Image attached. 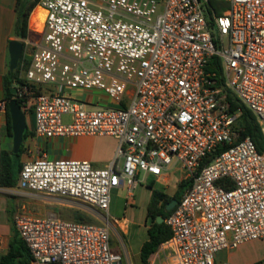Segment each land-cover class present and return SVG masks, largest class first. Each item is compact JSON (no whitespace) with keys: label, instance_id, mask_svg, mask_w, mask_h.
Instances as JSON below:
<instances>
[{"label":"built area","instance_id":"1","mask_svg":"<svg viewBox=\"0 0 264 264\" xmlns=\"http://www.w3.org/2000/svg\"><path fill=\"white\" fill-rule=\"evenodd\" d=\"M216 1H40L43 26L29 28L40 43L23 40L25 58L34 51L15 99L33 114L37 137L110 136L118 148L103 168L46 156L23 163L12 192L77 201L101 219L19 209L30 264H124L113 246L122 226L109 213L112 191L124 190L130 205L142 172L164 179L175 166L191 186L164 219L172 236L146 264H231L217 253L264 238V153L240 137L241 110H231L233 98L264 135V0ZM74 91H100L115 105Z\"/></svg>","mask_w":264,"mask_h":264},{"label":"crops","instance_id":"2","mask_svg":"<svg viewBox=\"0 0 264 264\" xmlns=\"http://www.w3.org/2000/svg\"><path fill=\"white\" fill-rule=\"evenodd\" d=\"M17 0H0V159L3 151L13 149V138L7 133V107L8 103L4 98L3 80L9 72V42L14 39H20L15 35V25L17 19L16 12ZM73 95L89 102H99L103 105H115L107 96V101L102 99L103 93L100 91H74ZM86 101V100H85ZM2 107V108H1ZM27 115V114H26ZM31 124L27 122L29 130L33 133L25 142L27 148L23 155V161H27L35 156H46L50 159H76L91 162L94 166L103 168L112 163L116 158L118 141L110 136H80V137H54L45 139L37 137L34 132V117L30 113ZM27 153L31 155L27 156ZM123 159H119L121 164ZM152 177L155 182L162 184L168 181L167 175L164 179ZM15 188L0 187V259L7 254L14 244L15 238L19 237L18 230L14 224V216L19 209L24 212L40 218H60L53 206H46L47 202L38 196H32L25 193L16 194L12 192ZM113 191H121L115 189ZM125 200V195L123 197ZM125 204V203H124ZM111 210V209H110ZM109 210V213H110ZM117 218V217H114ZM61 219V218H60ZM68 221H76L69 217ZM123 232L127 234L129 229V220L125 217L117 218ZM128 228V229H127ZM116 250V249H115Z\"/></svg>","mask_w":264,"mask_h":264},{"label":"trees","instance_id":"3","mask_svg":"<svg viewBox=\"0 0 264 264\" xmlns=\"http://www.w3.org/2000/svg\"><path fill=\"white\" fill-rule=\"evenodd\" d=\"M41 0H17L16 12L17 19L15 25V35L21 39H27L35 32L29 29V19L34 9L39 5ZM211 4L218 8L219 3L216 0H210ZM221 12V10H218ZM25 62L26 66L29 65V60L25 58V45L19 61L18 68L14 72H8L4 76L3 88L4 98L9 103L15 99V94L12 93L14 89V83L16 81L21 82L20 71L22 64ZM213 64L220 68L218 58H214ZM42 91L41 88L39 92ZM241 110L240 116L237 119V129L240 133L241 138L250 137L256 144L258 150L264 153V135L261 127L258 124L254 114L246 107L241 106L236 100L231 98V110L237 112ZM28 114V113H26ZM7 133L10 138H13L12 121L9 109L7 107ZM33 137V133L27 127L24 133V141L21 145L20 151L16 154L12 150L3 151L0 159V187L5 188H16L18 185L19 175L23 166V155L26 153L27 148L25 142L28 138ZM191 186L190 180H181L178 191L173 197L167 195L161 189H153L151 200L147 207L146 220L151 222L147 230L148 238L141 247V260L143 264H146L151 256L158 250L161 243L166 241L172 236L170 228L165 222L159 224L158 218L162 217L166 219L172 212L166 210L167 205L173 200H180L182 194L187 188ZM78 222H85L84 219L78 218ZM88 223V222H85ZM31 255L30 252L19 236L15 238L14 244L7 254L3 255L0 259V264H30Z\"/></svg>","mask_w":264,"mask_h":264},{"label":"rangeland","instance_id":"4","mask_svg":"<svg viewBox=\"0 0 264 264\" xmlns=\"http://www.w3.org/2000/svg\"><path fill=\"white\" fill-rule=\"evenodd\" d=\"M225 7H227L226 4ZM38 14V10H35L31 18L33 23L35 18L39 16ZM30 27L33 28L29 19V28ZM27 39L33 41L34 43H40V37L36 34L31 35ZM21 40L23 41L25 39ZM33 51L34 48L28 46V55L26 56L27 60H30L29 55H31ZM102 99L105 101L108 100L105 94L102 95ZM85 100L89 102V99ZM27 116L28 122L31 124L30 113H28ZM64 120L69 121L70 117L67 116ZM29 155L30 154L27 153L25 159ZM35 157L40 156L37 155ZM166 175L168 181L162 184L161 190H163L167 195L173 197L178 191V186L181 180H183L184 174L180 169V166H175L167 171ZM144 177L145 174L142 172L141 179H144ZM160 186V183L155 182L151 176L148 177V179L146 178L145 182L140 184L136 189L133 203L127 206L124 204L125 200L123 199L125 192L112 191L110 215L117 218L125 217L129 220V229L127 228V234H125L123 229L120 227H116L112 232L113 246L117 251L124 255V264H143L140 256L141 247L148 238L147 230L151 225V222L146 220L147 207L151 200L153 189H160ZM38 197L47 201L44 203L46 206H53L59 214V217L63 220H70V217L76 221L78 218H82L88 223H101V219L96 217L95 211L80 202L45 196ZM217 258L219 261H229L231 264H264V238L244 242L235 249H224L217 253Z\"/></svg>","mask_w":264,"mask_h":264},{"label":"water","instance_id":"5","mask_svg":"<svg viewBox=\"0 0 264 264\" xmlns=\"http://www.w3.org/2000/svg\"><path fill=\"white\" fill-rule=\"evenodd\" d=\"M24 42L20 39H14L9 42V71L14 72L19 65V61L23 52ZM13 94H16V90L13 89ZM8 109L11 115L12 129H13V149L14 153L20 151L21 145L24 141V133L28 127L27 115L21 108V105L16 99L11 100L8 103ZM177 199H173L166 207L167 211H170L178 204ZM164 222V218L159 217L158 223Z\"/></svg>","mask_w":264,"mask_h":264},{"label":"bare ground","instance_id":"6","mask_svg":"<svg viewBox=\"0 0 264 264\" xmlns=\"http://www.w3.org/2000/svg\"><path fill=\"white\" fill-rule=\"evenodd\" d=\"M35 10H38V15L37 18H35L34 20V23L31 21V18H32V15L34 13ZM34 11L32 12L31 16H30V22H31V25L33 27H35L37 30H40L43 26V22H44V19H45V14H46V11L44 10V8L42 6H37ZM36 22V23H35ZM33 23V24H32Z\"/></svg>","mask_w":264,"mask_h":264}]
</instances>
